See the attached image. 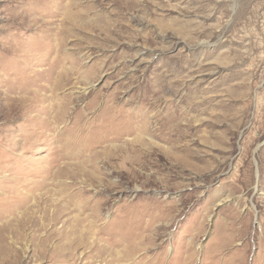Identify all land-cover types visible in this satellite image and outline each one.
Here are the masks:
<instances>
[{
	"label": "rangeland",
	"instance_id": "obj_1",
	"mask_svg": "<svg viewBox=\"0 0 264 264\" xmlns=\"http://www.w3.org/2000/svg\"><path fill=\"white\" fill-rule=\"evenodd\" d=\"M91 263L264 264V0H0V264Z\"/></svg>",
	"mask_w": 264,
	"mask_h": 264
},
{
	"label": "bare ground",
	"instance_id": "obj_2",
	"mask_svg": "<svg viewBox=\"0 0 264 264\" xmlns=\"http://www.w3.org/2000/svg\"><path fill=\"white\" fill-rule=\"evenodd\" d=\"M36 78H37V77H36ZM40 87H41V86H40ZM42 87H43V86H42ZM40 91H41V90H40ZM41 95H42V94H41ZM51 200H52V199H51ZM51 200H50V201H51ZM46 207H47V206H46ZM62 212H63V211H62ZM48 213H49V212H48ZM46 214H47V213H46ZM46 217H47V216H46ZM73 218L75 219V217H73ZM74 219L71 220L72 225H74V223H75V220H74ZM25 220H26V219H25ZM69 220H70V219H69ZM44 222H45V221H44ZM53 222H54V221H53ZM38 223H39V222H38ZM55 223H56V221H55ZM76 225H77V220H76ZM76 225H75V226H76ZM44 226H45V225H44ZM47 226H48V225H47ZM77 226H78V225H77ZM37 227H38V226H37ZM90 227H91V226H90ZM90 227H89V228H90ZM10 228H11V227H10ZM73 228H74V227H73ZM79 228H80V227H79ZM81 228H82V227H81ZM83 228H84V227H83ZM74 229H75V228H74ZM56 230H57V229H56ZM87 230H88V229H87ZM80 231H81V230H80ZM75 233H76V236H78V238L74 237V238H76V239H74V240L72 241V243H73V242H76V243L79 244V243H80V240H82L83 243L86 242V241L84 242V239H85V238L82 239V238L80 237L81 235L79 234L78 231L75 230ZM49 234H50V233H49ZM66 234H67V233H66ZM74 235H75V234H74ZM71 236H73V235H71ZM71 236H70V237H71ZM82 236H83V234H82ZM88 236H89V235H88ZM88 236H87V237H88ZM47 237H48V236H46V238H47ZM50 237H51V236H50ZM83 237H84V236H83ZM48 238H49V237H48ZM92 238H93V237H92ZM87 241H88V240H87ZM42 244H43V243H42ZM80 244H81V243H80ZM74 245H76V244H72L73 247H74ZM57 248H58V247H57ZM96 248H97V247H96ZM70 249H72V248H70ZM74 249H75V248H74ZM56 250H57V249H56ZM67 250H68V249H67ZM56 253H57V252H56ZM69 254H70V253H69ZM57 255H58V254H57ZM62 255H63V254H62ZM67 255H68V254H67ZM51 256H52V255H50L49 257H51ZM63 256H64V255H63ZM69 256H70V255H69ZM55 258H56V257H55ZM73 258H74V257H73ZM66 259H67V258H66ZM52 260H53V259H52ZM73 260H74V259H73ZM91 261H92V260H91ZM94 261H95V260H94ZM91 264H92V263H91Z\"/></svg>",
	"mask_w": 264,
	"mask_h": 264
}]
</instances>
